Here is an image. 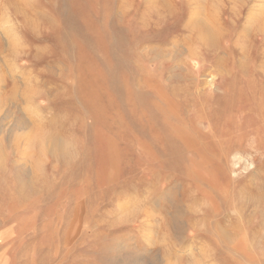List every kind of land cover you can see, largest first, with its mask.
<instances>
[{
	"label": "rangeland",
	"instance_id": "rangeland-1",
	"mask_svg": "<svg viewBox=\"0 0 264 264\" xmlns=\"http://www.w3.org/2000/svg\"><path fill=\"white\" fill-rule=\"evenodd\" d=\"M226 13L0 0V264H264V36Z\"/></svg>",
	"mask_w": 264,
	"mask_h": 264
},
{
	"label": "bare ground",
	"instance_id": "bare-ground-1",
	"mask_svg": "<svg viewBox=\"0 0 264 264\" xmlns=\"http://www.w3.org/2000/svg\"><path fill=\"white\" fill-rule=\"evenodd\" d=\"M180 1L184 4L182 10L175 7L177 0H145V7L159 15L180 14L186 21L184 27L196 33V39L200 42L213 43L224 34L222 24L226 20L227 11L231 14L230 21L238 40L250 37L253 31L264 36V0ZM3 18L5 24H12L7 12H4Z\"/></svg>",
	"mask_w": 264,
	"mask_h": 264
}]
</instances>
